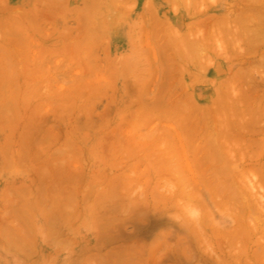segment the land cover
Instances as JSON below:
<instances>
[{
    "label": "rangeland",
    "instance_id": "obj_1",
    "mask_svg": "<svg viewBox=\"0 0 264 264\" xmlns=\"http://www.w3.org/2000/svg\"><path fill=\"white\" fill-rule=\"evenodd\" d=\"M235 152L238 216L209 175ZM146 208L188 240L98 249ZM182 245L186 264H264V0H0V264Z\"/></svg>",
    "mask_w": 264,
    "mask_h": 264
},
{
    "label": "bare ground",
    "instance_id": "obj_2",
    "mask_svg": "<svg viewBox=\"0 0 264 264\" xmlns=\"http://www.w3.org/2000/svg\"><path fill=\"white\" fill-rule=\"evenodd\" d=\"M213 143H209V145L211 146ZM206 145H207V142H206ZM205 144H204V148H205V146H206ZM213 146H214V144H213ZM213 146L211 147V148H213ZM201 148H203V147H201ZM200 148V150H202ZM203 148V149H204ZM208 148L210 149V147L208 146ZM208 148H205V149H207V151H206V153L208 154ZM219 149V148H218ZM218 149L216 150V152L218 151ZM221 150V149H220ZM204 151V150H203ZM213 151H215V148H214V150L212 149V152ZM211 152V156H212V154L213 155H215V156H218L219 154L221 155V151L219 152V154H215L214 152L212 153ZM204 152H199V155L198 156H200L201 154H203ZM218 153V152H217ZM224 152H222V154H223ZM229 153V152H228ZM203 155H206V154H203ZM197 156V157H198ZM203 156L201 155V158H202ZM219 157V156H218ZM218 157H216V159L218 158ZM224 157V158H223ZM222 157V159L221 158H219L220 159V161H221V163H222V165L220 166L222 169H220V172H218V174H216V171H215V173H214V177L212 176L213 175V169H211L210 168V171L212 172L211 174H209L212 178H215L214 180L212 179V181L214 182V181H216V179L218 180L217 182H215L214 184V186H216L217 188V190H218V192L219 193H221L223 196H222V198H225V200L228 198V199H230L232 202H233V204L235 205V209L237 210V213H236V216H238L239 215V208H240V201H241V192H240V187L237 185V182H239V181H237L239 178H240V170H239V167H240V163H239V154L238 153H236L235 152V154H233V157H232V160H231V158L229 159L228 157H230V155L229 156H223ZM200 158V157H199ZM198 159V158H197ZM204 159H206L205 157H204ZM202 160L203 162H202V165H204L203 163H204V161L205 160ZM219 159H218V161H219ZM201 160V159H200ZM199 159H198V161H200ZM218 161H216L217 163H219ZM208 163V159H207V162H206V164ZM209 163H210V165H208L207 164V166L209 167H211V165H212V161L210 162L209 161ZM213 163H214V161H213ZM221 163H219V164H221ZM202 165H201V167H202ZM217 165V164H216ZM199 166H200V162H199ZM206 166V165H205ZM208 167H206L207 168V170H209V168ZM203 168H205L204 166H203ZM202 168V171L204 172V170L206 171V168L205 169H203ZM219 169V168H218ZM210 171H207V172H205L206 174H205V176L207 177L208 176V172L210 173ZM230 173V175H229V173ZM190 173V172H189ZM218 175V176H216V175ZM226 174H227V176H226ZM191 175V174H190ZM220 175V176H219ZM207 179V178H206ZM210 179V178H209ZM209 179H207V181H209ZM228 179H230V180H232L233 179V181L235 182L236 181V183L234 184V183H232L230 180H228ZM211 181V184L213 183ZM227 181H229V183L227 182ZM232 183V184H231ZM217 184V185H216ZM251 187V186H250ZM251 188H253V187H251ZM212 189V188H211ZM216 191L214 190V193H215ZM217 193V192H216ZM218 197V196H217ZM220 199V198H219ZM224 200V199H223ZM222 201V200H221ZM227 201V200H226ZM146 207V206H145ZM162 207V206H161ZM160 207V208H161ZM164 208H166V207H164ZM164 208H162V209H158V208H155V209H157V210H151V209H148V208H146V209H144V210H142L141 209V212H139V214H137L136 216L134 215V216H132V218H134L133 220H132V222H130L132 225V227H133V230H132V232H130V233H124V231H125V229L123 230L122 228L123 227H121V226H125V223H123V225H121L119 228H117V230L113 233V230H112V234H110V233H107V234H109V235H103L101 232H100V234H102V237L101 236H99L96 240V242H97V246H98V249L100 250V251H108V253L109 254H112L113 256H114V254H115V257L117 256L116 255V253H113V251L115 250V249H121L122 248V246H124L125 244H129V243H131V246H132V244L133 243H135L136 244V246L138 245V242L140 241H143L142 240V237L143 238H145V241L146 240H148L149 241V238H151L152 236H153V234L155 235V232L157 231V230H159V228H162V227H165V228H167V230L166 231H160V233L158 234V236H163V237H167V236H169V237H172V238H174V237H176V241L177 242H179V241H181V239L182 240H188L187 239V237L186 238H184V234H183V237H181L180 238V236H178V234H181L182 232H184V230H183V228L181 227L182 225H175V222H173V221H171L170 219H168L167 218V215L169 214L167 211H166V209H165V211H164ZM128 210H130L129 208H127ZM127 209H126V211H127ZM124 210H125V208H124ZM139 211H140V208L138 209ZM169 210V209H168ZM131 211V210H130ZM132 211H134V210H132ZM136 211V210H135ZM128 212V211H127ZM168 213V214H167ZM128 214H130V213H128ZM167 214V215H166ZM139 218V219H138ZM109 219V218H108ZM119 219V218H118ZM111 220V219H110ZM115 220H117L116 218H115ZM114 220V221H115ZM123 220V219H122ZM111 222H113V221H111ZM124 222H127V221H124ZM129 223V224H130ZM106 224V223H105ZM177 224V223H176ZM108 225V224H107ZM111 225V224H110ZM110 225H108V226H110ZM126 225H128V224H126ZM102 226H105L104 224L102 225ZM118 227V226H117ZM110 229V228H109ZM105 230V229H104ZM106 231V230H105ZM104 231V232H105ZM110 231V230H109ZM128 231V230H127ZM103 232V233H104ZM107 232V231H106ZM178 233V234H177ZM99 235V234H98ZM155 236H157V235H155ZM157 236V237H158ZM148 238V239H147ZM178 239V240H177ZM191 241V240H190ZM144 242V241H143ZM186 243H188V241L187 242H185V244ZM187 245H192V243H188ZM186 245V246H187ZM96 246V247H97ZM136 246H135V248H136ZM185 245H182V247H180V246H177L176 248H171V249H169L168 251V253L165 255V259L162 261L163 263H161V264H165V263H167V264H181V261L179 260V258L181 257L180 256V254H184V253H187L186 251H187V247H186ZM132 247H134V246H132ZM178 247H180V248H178ZM134 248V249H135ZM146 248V247H145ZM190 248H192V247H190ZM133 249V248H132ZM194 249V248H193ZM97 250V249H96ZM98 250V251H99ZM130 250V249H129ZM137 250H138V248H137ZM190 250V249H189ZM110 251V252H109ZM133 251H135V250H133ZM193 251V250H192ZM120 252V251H119ZM137 252V251H136ZM191 252V251H190ZM197 252V251H196ZM107 253V254H108ZM120 253H124V252H120ZM133 253H135V252H133ZM195 252H193L192 254H194ZM130 254V253H129ZM136 254V253H135ZM138 254V253H137ZM136 254V255H137ZM187 254H189V253H187ZM187 254H186V256H187ZM140 256H141V254H139ZM196 255V254H195ZM199 255V254H198ZM201 255V254H200ZM110 256V255H109ZM123 256V255H122ZM111 258H113L112 256H110ZM129 257V256H128ZM105 258H107V257H105ZM157 258V257H156ZM160 259H161V257H159ZM182 258V262L183 261H186L185 259L183 260V256L181 257ZM180 258V259H181ZM184 258H186V259H188V256L187 257H185L184 256ZM192 256H191V260H190V258L186 261V262H184L185 264L187 263V262H189V261H194V260H192ZM202 258H204V256H202ZM109 259V258H108ZM108 259H107V263H108ZM114 260H116V258H113ZM162 260V259H161ZM209 260V259H208ZM76 260H75V258L74 259H72V261L69 263V264H73L72 262H75ZM106 261V260H105ZM197 261H199L198 259H197ZM103 262V261H102ZM101 262V263H102ZM191 262V263H192ZM201 262V261H200ZM200 262L198 263L197 262V264H200ZM111 263V262H110ZM155 263V262H154ZM183 263V264H184ZM190 263V262H189ZM188 263V264H189ZM194 263V262H193ZM206 263V262H205ZM103 264V263H102ZM207 264H209V263H207ZM217 264V263H216Z\"/></svg>",
    "mask_w": 264,
    "mask_h": 264
}]
</instances>
